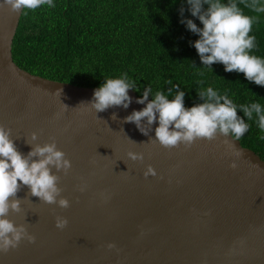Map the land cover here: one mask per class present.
Masks as SVG:
<instances>
[{
    "label": "water",
    "instance_id": "1",
    "mask_svg": "<svg viewBox=\"0 0 264 264\" xmlns=\"http://www.w3.org/2000/svg\"><path fill=\"white\" fill-rule=\"evenodd\" d=\"M22 13L0 8V125L24 155L26 141L55 139L72 164L57 173L70 207L46 204L22 187V211L8 218L36 240L0 252V264H264V159L231 136V143L218 135L190 148L152 143L158 120L148 135L122 122L146 107L133 89L127 109L79 106L97 88L45 78L14 61ZM129 152L143 153V161ZM148 165L156 176L145 178ZM57 216L68 220L62 230Z\"/></svg>",
    "mask_w": 264,
    "mask_h": 264
},
{
    "label": "trees",
    "instance_id": "2",
    "mask_svg": "<svg viewBox=\"0 0 264 264\" xmlns=\"http://www.w3.org/2000/svg\"><path fill=\"white\" fill-rule=\"evenodd\" d=\"M220 2H236L245 15L257 18L249 33L255 36L250 54L264 59V12L250 10L241 0ZM53 4L26 15L23 10L12 49L21 68L94 88L126 75L139 97L151 89L149 99L162 92L171 100L184 91L186 108L203 103L197 91L211 87L227 95L249 125L238 141L264 159V131L255 115L248 120L240 109L251 103L264 108V87L243 73L226 72L221 63L202 64L194 47L199 35L181 23L191 19L203 27L191 15L187 0H53Z\"/></svg>",
    "mask_w": 264,
    "mask_h": 264
},
{
    "label": "clouds",
    "instance_id": "3",
    "mask_svg": "<svg viewBox=\"0 0 264 264\" xmlns=\"http://www.w3.org/2000/svg\"><path fill=\"white\" fill-rule=\"evenodd\" d=\"M241 2L254 12H264V3L261 0ZM187 3L191 15L197 17L203 27H198L191 19H182L181 23H186L191 32L199 35L194 47L202 64L211 67L215 63H221L226 72L243 73L248 81L264 87V59L250 54V50L255 47V36H250L249 33L257 18L245 15L236 2L224 4L220 0H187ZM205 5L208 7L205 8ZM5 6L12 13H21L24 10L26 15L28 10L35 11L41 6L55 5L53 0H0V8ZM132 88L126 75L122 78L106 79L95 90L91 102H82L79 106L87 105L96 113L119 106L127 109L132 103V97L129 96V89ZM150 91L151 89H146L142 97L136 100L138 104L147 102L146 107L134 110L122 122L135 123L140 132L148 135L152 131L153 123L158 120L155 138H150V141H158L165 148L172 149L181 144L190 148L197 139L206 138L212 141L218 135L225 138V143H231L229 136L239 140L249 129L244 118L238 116L237 106L232 100L227 95H219L211 87L197 91L204 102L191 108L185 107L184 91H178L171 100L162 92H157L149 101ZM240 109L248 120H252L255 115L259 128L264 131V108L259 103L241 105ZM111 119L117 120V114L113 113ZM11 131L10 128L0 125V252L3 253L18 248L22 240L26 239L30 243H35L36 240L29 233L26 224L18 225L8 218L10 212L22 211V200L17 198L22 187L27 186L30 189L28 195L38 197L46 204H58L64 209L70 207V201L61 195L63 189L58 186L61 177L57 173L62 171L66 175L72 164L66 154L58 149L55 139L43 145H33L26 141L31 145V151L24 155L18 151L14 139L11 138ZM37 139V133L33 132L31 141ZM127 155L133 161L144 159L143 153L129 152ZM230 167L236 169L238 165L233 162ZM149 175H157L151 165L144 172L145 178ZM85 188L86 185L80 186L79 191L83 192ZM67 224L66 218L56 217L57 228L62 230ZM115 247V244L108 245L109 249Z\"/></svg>",
    "mask_w": 264,
    "mask_h": 264
}]
</instances>
